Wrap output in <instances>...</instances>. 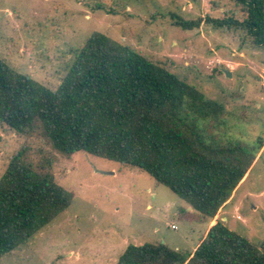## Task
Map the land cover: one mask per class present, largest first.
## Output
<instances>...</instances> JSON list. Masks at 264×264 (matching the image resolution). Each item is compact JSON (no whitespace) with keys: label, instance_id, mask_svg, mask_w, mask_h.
Returning a JSON list of instances; mask_svg holds the SVG:
<instances>
[{"label":"rangeland","instance_id":"obj_1","mask_svg":"<svg viewBox=\"0 0 264 264\" xmlns=\"http://www.w3.org/2000/svg\"><path fill=\"white\" fill-rule=\"evenodd\" d=\"M233 11L229 0H0V58L55 90L85 39L103 33L222 104L215 135L252 147L264 142V47L241 27L173 25L177 15L190 20ZM20 151L72 199L0 264H117L128 244L161 242L191 252L204 234L207 220L141 168L83 151L63 155L0 124V175ZM218 214L247 239H264V143Z\"/></svg>","mask_w":264,"mask_h":264},{"label":"trees","instance_id":"obj_2","mask_svg":"<svg viewBox=\"0 0 264 264\" xmlns=\"http://www.w3.org/2000/svg\"><path fill=\"white\" fill-rule=\"evenodd\" d=\"M229 1L236 10L229 15H177L173 25L241 27L264 47V0ZM67 65L52 90L0 58V124L35 135L63 155L83 151L141 168L197 211L201 222L213 219L191 252L161 242L128 244L117 264H264V239L251 241L216 218L264 142L250 147L218 138L222 104L103 33H91ZM71 199L72 192L23 151L14 154L0 175V258L49 225Z\"/></svg>","mask_w":264,"mask_h":264},{"label":"crops","instance_id":"obj_3","mask_svg":"<svg viewBox=\"0 0 264 264\" xmlns=\"http://www.w3.org/2000/svg\"><path fill=\"white\" fill-rule=\"evenodd\" d=\"M250 169H251V168H250ZM248 173H249V171H248ZM248 173H247V174H248ZM247 174H246V175H247ZM243 180H244V179H243ZM243 180H242V181H243ZM240 183H241V182H240ZM238 186H239V185H238ZM238 186H237V187H238ZM235 190H236V189H235ZM233 193H234V192H233ZM232 195H233V194H232ZM226 204H227V203H226ZM226 204H225V205H226ZM225 205H224V206H225ZM224 206H223V207H224ZM223 207L220 209L219 212H221V210L223 209ZM188 210H192V207L189 206V207H188ZM216 218H220V219L223 220V221H226V220H227V218H226L225 216L220 217L219 214L216 215ZM212 220H213V219H210V218H209V219L206 221V224H205V227H204V234L206 233V231H207V229H208L210 223L212 222ZM204 234H203V235H204ZM193 249H194V248H193Z\"/></svg>","mask_w":264,"mask_h":264},{"label":"water","instance_id":"obj_4","mask_svg":"<svg viewBox=\"0 0 264 264\" xmlns=\"http://www.w3.org/2000/svg\"><path fill=\"white\" fill-rule=\"evenodd\" d=\"M223 72L225 73L226 76H231V73L228 69H223Z\"/></svg>","mask_w":264,"mask_h":264},{"label":"built area","instance_id":"obj_5","mask_svg":"<svg viewBox=\"0 0 264 264\" xmlns=\"http://www.w3.org/2000/svg\"><path fill=\"white\" fill-rule=\"evenodd\" d=\"M172 228H175V226H174V225H172Z\"/></svg>","mask_w":264,"mask_h":264}]
</instances>
